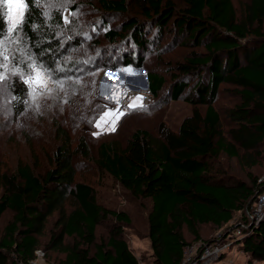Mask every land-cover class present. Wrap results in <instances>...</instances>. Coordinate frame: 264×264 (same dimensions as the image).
<instances>
[{
  "label": "trees",
  "instance_id": "1",
  "mask_svg": "<svg viewBox=\"0 0 264 264\" xmlns=\"http://www.w3.org/2000/svg\"><path fill=\"white\" fill-rule=\"evenodd\" d=\"M26 1L18 27L22 34L20 42L30 45L32 50L28 52L45 67L54 68L58 55H53L58 50L65 52L69 45L87 41L86 32L79 28L64 29L60 32L64 40L58 41L54 37L56 29L44 23L40 8L33 0ZM97 2L103 14L102 26L108 21L105 14L119 16L127 11V0ZM182 2L178 26L188 29V40L194 45L202 44L205 52H191L177 66L186 75L197 71V80L189 88L192 98L188 100L196 98L205 105L204 111L193 108L176 130L160 123L155 134L135 129L124 145L104 140L98 146L96 164L134 196L150 198L149 264H182L189 245L184 229L201 240L199 225L220 227L236 212L240 221L232 228L239 229L240 234L232 235L234 244L249 257L264 260V218L249 216L264 189V179L258 180L247 172L245 181L212 165L224 153L236 157L245 169L249 168L257 164V157L242 156L238 148L246 152L264 145V0H248L240 13L236 12L232 0ZM140 8L143 18L129 16L120 27H108L103 32L108 43L131 36L120 54L125 64L134 62V53L135 64L140 65L142 58L138 49H144L147 44L145 25L155 26L157 37L176 10L168 0H141ZM57 18L62 25L60 17ZM6 30L0 4V39ZM18 46L9 44L7 50L12 59L8 67L10 70L22 67L26 73L25 59L17 56ZM10 57L7 56L8 61ZM88 66V62H74L61 71L68 73ZM7 74L15 80L21 77L12 76L11 71ZM146 79L149 93L158 95L164 77L148 71ZM15 84V92L25 91L23 82ZM221 85L232 86L237 96V102L223 113L230 122L226 128L221 112L213 104ZM187 86L175 79L168 93L176 98ZM56 129L60 141L49 154L47 166L34 165L35 160L38 163L36 154L33 163L18 159L11 170L0 166V215L7 209L12 211L11 220L0 234V264H7L8 254L13 255L14 264L26 262L37 248L44 255V248L61 252L63 255L57 264H139L124 233L131 221L129 215L103 206L89 184L75 181L70 138L60 126ZM77 148L86 150L83 138H79ZM54 213L55 229L50 231L42 248L40 236L46 232L49 217ZM99 226L106 227V236L97 240ZM65 236L72 239L70 244H64ZM217 239L205 240L199 248Z\"/></svg>",
  "mask_w": 264,
  "mask_h": 264
},
{
  "label": "rangeland",
  "instance_id": "2",
  "mask_svg": "<svg viewBox=\"0 0 264 264\" xmlns=\"http://www.w3.org/2000/svg\"><path fill=\"white\" fill-rule=\"evenodd\" d=\"M168 1L175 6L176 10L162 29L161 35L156 37L155 26L145 25L144 34L147 44L144 49H138L141 51L142 58L140 65L135 64L134 53L132 54L134 62L125 64L122 61L120 54L125 48L123 45L131 41L129 32L124 33L128 34L127 37L114 43H108L103 38V32L108 27H120L129 16L143 18L140 8L141 0H127V11L122 15L105 14L104 18L108 19L106 26L101 25L103 14L97 0H33L43 14L44 23L51 26L53 30L56 29L54 37L58 41L63 42L60 32H64V29L71 31L79 28L81 32H86L84 36L88 38L87 41L82 40L77 46L69 45V49L65 52L58 50L53 55H58L54 68L43 65L52 71L51 79H47L43 85L24 83L30 72L29 68L26 73L23 72L25 75L18 77L17 80L9 78L7 74L11 71L12 76L17 75L15 71L17 68L23 71L22 67L16 66L14 70L13 67L11 70L8 67L12 59L10 51L7 50L10 42L19 45L17 56L24 58L26 64L35 61L37 67L42 65L32 53L28 52V49L32 50L30 45L20 42L22 39L21 30L18 28L20 24L11 34L6 30L4 37L0 39L7 38L3 45V48L7 50L4 56L10 57L8 61V58L0 56V60L4 61L0 63V74L7 78L0 81V166L11 170L18 159L33 163L35 154L38 163L35 160L34 165L47 166L49 154L60 141L57 126L66 130L74 154L75 181L89 184L93 188L96 200L103 206L123 210L129 215L131 221L124 228V233L139 264H149L151 260L147 229V214L151 208V200L148 197L134 196L108 172L99 168L96 158L98 146L104 140H115L124 145L135 129L141 128L155 134L160 123L176 130L182 118L189 115L193 108H198L201 112L205 109V105L196 98L193 101L188 100L192 98L189 88L197 80V71L191 72L189 76L177 66L191 52L202 54L205 48L202 44L194 45L191 40H188V29L178 26V12L184 6L182 0ZM247 2L248 0H232L237 13L241 12ZM26 3L25 0V5ZM1 7L8 29L10 26L8 8L3 4ZM25 10L26 6L23 13ZM16 11L17 9L14 8V15ZM57 17H60L62 25L59 24ZM51 18L54 19L52 24ZM74 62H88L89 66L68 73L61 71L67 70V66L73 65ZM4 64L7 67H4ZM126 69H131V74ZM148 71L160 74L165 80L162 90L156 96L148 91L146 79ZM175 79L187 83L188 86L184 87L176 98H171L168 92L172 89ZM15 82H23L25 91L20 94L15 92ZM135 96L142 97L139 102L141 106L127 110L126 114L116 122L114 131L110 130L111 117L105 118L109 123H102L100 128L96 127V123L101 120L105 111L118 106L124 110L123 106ZM235 102H237V96L234 88L230 85H221V91L213 104L221 112L224 128L230 125V122L223 113H226ZM79 138L84 139L85 151L77 148ZM238 151L242 156L255 155L257 164L245 169L236 157H228L220 153L217 160L212 163L213 167L245 181L248 179L247 172L258 177V180L264 179V145L246 152L238 148ZM55 216L54 213L49 217L47 230L40 236L39 246L42 248L50 231L53 232L55 229L53 223ZM11 217L12 211L8 209L0 215V234L3 233V228ZM239 221L240 216L236 212L230 221L220 227L212 224L199 225L198 232L201 240H197L184 229L183 234L189 242L187 253L198 248L205 240L215 238H218V241L230 240L231 235L236 236L232 226ZM226 233L227 236H224ZM104 236H106V227L99 226L97 240ZM71 242V238L64 237V244ZM44 250L48 264H57L58 258L63 255L56 250L46 248ZM222 255L224 258L215 264H264V260L249 257L248 253L234 244L233 239ZM13 259V255L8 254L6 263L14 264Z\"/></svg>",
  "mask_w": 264,
  "mask_h": 264
},
{
  "label": "snow or ice",
  "instance_id": "3",
  "mask_svg": "<svg viewBox=\"0 0 264 264\" xmlns=\"http://www.w3.org/2000/svg\"><path fill=\"white\" fill-rule=\"evenodd\" d=\"M0 4L6 5L8 8V20L10 22V26L8 27L7 31L9 34H11L14 29H16L17 25L21 24L22 17L24 15L23 9L25 8V0H0ZM17 9L16 14H13V9ZM2 35V33H0ZM6 37L3 40H0V56H4V53L7 51L3 48V45L6 41ZM5 59H7V56H4ZM31 59V58H30ZM6 67V65H4ZM26 67L30 69V72L27 75V79L24 80V83L26 84H32V83H38V84H44V82L47 79H51L52 71L45 68L43 65L37 67L35 64V61H33L31 64H26ZM17 74L24 76L25 74L21 72L20 69L15 70ZM126 71L131 74V69H126ZM7 78L0 74V81H4ZM59 82V81H58ZM50 91V90H49ZM35 98V97H33ZM142 100V97L135 96L131 98V101L126 103L123 107L124 110H121V108L118 106L114 109H109L104 112L103 116L101 117V120L96 123V127L100 128L102 127V123H109L108 120L105 118L111 117L110 124L111 128L110 130H115V124L116 122L126 114L127 110H131L137 107H140V101ZM95 135H99V133H94Z\"/></svg>",
  "mask_w": 264,
  "mask_h": 264
},
{
  "label": "built area",
  "instance_id": "4",
  "mask_svg": "<svg viewBox=\"0 0 264 264\" xmlns=\"http://www.w3.org/2000/svg\"><path fill=\"white\" fill-rule=\"evenodd\" d=\"M249 216L255 219L264 218V189L258 194ZM235 231L236 235L240 234L239 229ZM232 239L231 235L230 240H216L209 244H204L202 247H198L188 253L186 248L182 264H215L224 258L222 255L223 251L228 248ZM18 264H48V262L45 258L44 251L41 248H37L34 250L33 256L28 261H21Z\"/></svg>",
  "mask_w": 264,
  "mask_h": 264
}]
</instances>
